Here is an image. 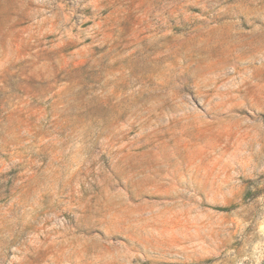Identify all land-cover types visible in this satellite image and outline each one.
I'll return each mask as SVG.
<instances>
[{"label":"rangeland","instance_id":"374dc122","mask_svg":"<svg viewBox=\"0 0 264 264\" xmlns=\"http://www.w3.org/2000/svg\"><path fill=\"white\" fill-rule=\"evenodd\" d=\"M0 264H264V0H0Z\"/></svg>","mask_w":264,"mask_h":264}]
</instances>
